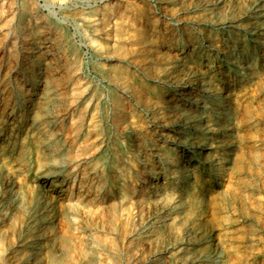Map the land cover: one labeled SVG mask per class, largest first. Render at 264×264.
I'll list each match as a JSON object with an SVG mask.
<instances>
[{
	"label": "rangeland",
	"instance_id": "rangeland-1",
	"mask_svg": "<svg viewBox=\"0 0 264 264\" xmlns=\"http://www.w3.org/2000/svg\"><path fill=\"white\" fill-rule=\"evenodd\" d=\"M256 2L264 4V0H0V127L5 129L0 136V264L20 263L18 237L26 230L21 228L23 216L11 209L15 190L35 210L36 219L48 217L64 242L57 264H159V256H169L175 248L164 252L162 243H148L151 233H146L174 216L156 219L170 211L161 207L155 194L168 192L171 180L165 170L159 173L157 157L147 155L154 142L157 147L163 140L165 146L170 143L166 130L161 135V101L167 98L169 83L193 81L206 73L204 63L216 67L219 56L210 47L232 46L231 39L224 44L225 31L237 27L242 28L239 45L250 49L257 76L231 86L232 107L246 116L237 133L242 155L230 173L207 177L195 189L197 195H206L201 206L192 207L189 223L204 236L212 233L222 241L229 249L225 264H264V43L253 45L246 32ZM215 14L222 19L212 25ZM28 37L33 44L24 41ZM88 37L95 39L94 45ZM28 45L35 52L33 59L24 61ZM203 47L206 53L194 58L189 69L165 75L167 83L161 82L163 68L175 63L181 49L189 54ZM44 93L48 98L40 99ZM37 106L50 111L54 107V127L43 124L37 135L23 119L18 128L7 121L9 113L26 115ZM4 137L11 144L5 152ZM160 152L169 158L178 155L172 149ZM129 158L137 165L132 167L136 181L116 174L115 166L127 164ZM199 158L194 156V162L201 166ZM151 164L158 172L153 178ZM53 170L59 172L53 180L75 172L83 183L70 181L67 192L57 196L39 183L41 174ZM158 187L162 189L156 191ZM127 205L134 208L126 221ZM176 237L170 234L169 242ZM172 257L171 264H176Z\"/></svg>",
	"mask_w": 264,
	"mask_h": 264
},
{
	"label": "bare ground",
	"instance_id": "bare-ground-1",
	"mask_svg": "<svg viewBox=\"0 0 264 264\" xmlns=\"http://www.w3.org/2000/svg\"><path fill=\"white\" fill-rule=\"evenodd\" d=\"M256 4V8L251 15L252 21L246 30L250 40L254 43L253 45L264 43V32L260 33V29L264 26V20L262 21L264 16V4L260 2H256ZM215 15L212 25L218 24L222 19L219 14ZM241 29L242 28L238 27L237 29H226L225 32L227 36L223 39L224 44H228V41L231 39L234 41L232 46L225 45L219 49L210 47L215 50V53L219 56L216 67L204 63L206 66V73L194 78L193 81L178 80L171 84L169 83L167 98H163L161 101L162 110L159 112L160 115L158 117L163 118L162 120L164 121L161 135L163 136V131L166 130L170 134L169 138H166L170 140V143L165 146V141L163 140L159 142V147H157V142H154L155 146L150 147L152 152L147 155L152 153L157 157V164L161 167L159 173L165 170L166 172L164 174L171 180L168 192L162 191L160 194H155L158 197L156 201L162 203L161 207L170 208V211H168V213L158 214L156 216L157 218H155L157 220L161 219L159 222H162L166 220V216L170 213L174 214V216H171L170 222L165 221L160 223V225L150 226L151 230H148L146 233H151L150 238L147 239L148 243H162L164 252L166 249L167 253L170 248L175 249L169 252V256L165 255V259L164 256H159V264H171L170 255L173 256V261H175L176 264H225L229 256V249L226 248L222 241L216 239L212 233H208L204 236L200 228L189 223V215L193 209L192 207L195 206L194 208H196L204 199L205 193L199 196L196 194L199 190L197 192L195 191V189H198L201 185L200 183L202 181L206 182L208 179L207 177L214 175L223 178L227 173H230V170L235 169L237 165L236 157L242 155L241 151L238 153L239 142L237 140V133L238 125L246 121V116L244 111H239L238 109L234 110L232 107L234 93L232 92L233 89L231 86L242 78L254 80L257 76L254 70V60L252 59L250 49L246 48L247 50H242L239 45ZM260 34L263 37H260ZM24 41L33 44L29 37L25 38ZM87 41L91 45L95 44V39L92 37H88ZM191 50L192 52L188 54L187 49H181L178 52L175 63L163 68L164 77L162 76V79H160L162 83H167L165 82V75L167 76L176 70L189 69L191 66L190 63L194 62V58L201 57L202 54L206 53L204 47L197 51ZM155 51L156 49L153 48L150 52L154 53ZM34 52L33 45H28L27 49L24 51V61L25 59L31 60ZM236 68L240 69V72H234ZM218 82H221L222 85H218ZM85 83L86 82L80 78V84L84 85ZM41 85L45 86V81H43ZM53 93H50V98L56 100L57 97ZM45 97H47V93H44L42 96L39 95L40 99H44ZM54 102L55 101H53V103ZM51 111L48 107L43 106L42 108L41 106H37L35 110L29 109L26 115L23 112H11L7 117V121L12 124V126L18 128L17 123L23 119L30 132H36L38 135V132L45 126L43 124H46V126L52 125L54 113L52 114ZM54 123L55 122H53V124ZM1 128L2 127H0V136L5 131V129ZM6 139L7 137H4L2 142L5 149H3L4 151L2 150L3 152L11 147L10 140L5 141ZM170 149L175 153L177 152L176 154L178 155L169 158V156L167 157V155L160 152L163 151L168 154ZM194 156L201 158V166L197 164V162H194ZM136 166L135 159L129 158L127 164L121 162L115 166L116 174L124 177V179L126 176L131 179L133 177L132 167L137 168ZM150 167H152V164ZM136 172V175H139L140 172L137 169ZM58 173L57 170H53L49 173L41 174L39 177V183L47 187L50 191H55L57 196L62 197L63 194L67 192L70 181L74 184L76 180H79V186L83 183L82 178L77 179V174L75 172H72L70 177H62L61 179L58 178L59 180H53L52 178L56 177ZM149 173L151 174H149L151 178L158 174L153 167L151 169L149 168ZM2 174L3 171L0 168V175ZM134 178L135 177L132 178L133 181L138 180L137 176L135 179ZM164 183L165 182H163V185ZM153 187H155V185H153ZM78 188L80 189V187ZM161 189L158 187L156 191ZM144 201H146L147 204L154 202L148 199H144ZM175 201L178 203L173 205V203H176ZM11 203V209L23 216L21 228L22 230H26L25 234H18L21 246V250L17 254L20 262L19 264H57L65 251L62 244L63 241L61 242L59 240L60 238L58 239L54 233L50 223L47 221L48 217L46 219L45 215H41L36 219L35 210H32L31 205L25 204L21 194L16 190L11 196ZM133 208L132 205H129L124 209L126 216H124V220L128 218L129 211ZM181 230L184 231L185 235H179V231ZM170 234H173L175 237L177 236L174 240L175 242H169ZM4 244L7 246V241H5ZM9 251L7 250V253H9ZM166 258H168L167 261Z\"/></svg>",
	"mask_w": 264,
	"mask_h": 264
}]
</instances>
